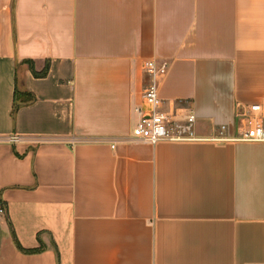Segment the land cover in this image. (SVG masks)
<instances>
[{"label": "crops", "instance_id": "1", "mask_svg": "<svg viewBox=\"0 0 264 264\" xmlns=\"http://www.w3.org/2000/svg\"><path fill=\"white\" fill-rule=\"evenodd\" d=\"M149 57L200 138L131 137ZM260 99L264 0H0V264L264 262V141L209 138Z\"/></svg>", "mask_w": 264, "mask_h": 264}, {"label": "built area", "instance_id": "2", "mask_svg": "<svg viewBox=\"0 0 264 264\" xmlns=\"http://www.w3.org/2000/svg\"><path fill=\"white\" fill-rule=\"evenodd\" d=\"M141 67L145 76L141 88L142 104H134L131 107L136 114L130 128L131 137L150 144L158 141H188L200 138L193 131L195 117L193 110L180 107L182 109L180 112L170 111L165 108L163 99L158 95V83L167 70L168 61L154 57L144 58ZM236 105V134L231 137L224 135L226 125L219 123L215 127V134L209 138L218 141L228 139L264 141V99ZM9 138L14 139L15 136L11 135ZM243 264L264 262L248 261Z\"/></svg>", "mask_w": 264, "mask_h": 264}, {"label": "trees", "instance_id": "3", "mask_svg": "<svg viewBox=\"0 0 264 264\" xmlns=\"http://www.w3.org/2000/svg\"><path fill=\"white\" fill-rule=\"evenodd\" d=\"M46 71V66H44V68L41 70V72H38L37 74L39 75H43ZM33 99V95L32 93L28 92V91H18L16 92L14 90L13 92V95H12V103H11V109H10V112L11 114H13V112L15 111V109L20 105V104H23V103H26V102H29L30 100ZM0 209L1 211L4 210V207L3 205H1L0 203ZM12 239L14 241V244L15 246L22 250V251H25V252H33V251H36L37 248H23L16 240V238L14 237V235L12 234Z\"/></svg>", "mask_w": 264, "mask_h": 264}]
</instances>
